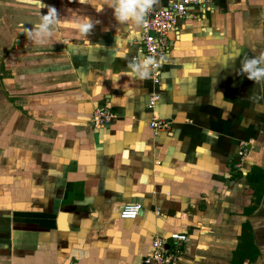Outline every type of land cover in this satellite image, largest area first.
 Here are the masks:
<instances>
[{"label":"crops","instance_id":"obj_1","mask_svg":"<svg viewBox=\"0 0 264 264\" xmlns=\"http://www.w3.org/2000/svg\"><path fill=\"white\" fill-rule=\"evenodd\" d=\"M168 1L0 0V264H144L172 233L178 264H264V0L190 6L157 86L139 34Z\"/></svg>","mask_w":264,"mask_h":264},{"label":"built area","instance_id":"obj_2","mask_svg":"<svg viewBox=\"0 0 264 264\" xmlns=\"http://www.w3.org/2000/svg\"><path fill=\"white\" fill-rule=\"evenodd\" d=\"M216 0H169L165 8L144 9V20L140 31V50L146 57V65L151 72L152 83L159 85V67L162 56L168 49L167 34L176 31L177 22L188 15L190 6L205 7ZM160 94L153 93L148 102V108L153 109L159 101ZM112 113L109 105L97 106L93 109L90 125L99 129L110 122ZM168 122L157 116L149 122L153 132L166 130ZM248 144L241 143L238 156L243 159ZM239 168V164L236 165ZM141 206L128 204L122 207L119 218L125 221L136 220ZM187 241L186 233H172L167 238H155L148 254L143 259L144 264H178L181 256V245ZM173 247H170V243Z\"/></svg>","mask_w":264,"mask_h":264},{"label":"trees","instance_id":"obj_3","mask_svg":"<svg viewBox=\"0 0 264 264\" xmlns=\"http://www.w3.org/2000/svg\"><path fill=\"white\" fill-rule=\"evenodd\" d=\"M260 179L263 178V173H260ZM257 172L254 170L252 171L250 174L247 175V181L249 183V185H255V187L260 188L257 183ZM259 194L262 193V189H259ZM245 225V229L243 230L242 233V244L239 248V257L240 260H242L243 258L247 257L250 258L251 261L254 260V254H256V250H255V246H254V239H253V235H252V230L250 226ZM254 252V253H253ZM253 253V254H252ZM243 254V255H242Z\"/></svg>","mask_w":264,"mask_h":264}]
</instances>
